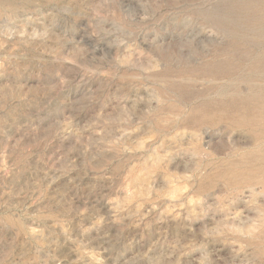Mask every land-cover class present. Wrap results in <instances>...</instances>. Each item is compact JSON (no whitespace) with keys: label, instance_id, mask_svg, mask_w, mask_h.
<instances>
[{"label":"rangeland","instance_id":"obj_1","mask_svg":"<svg viewBox=\"0 0 264 264\" xmlns=\"http://www.w3.org/2000/svg\"><path fill=\"white\" fill-rule=\"evenodd\" d=\"M258 45L264 0H0V264H264V128L204 109Z\"/></svg>","mask_w":264,"mask_h":264},{"label":"bare ground","instance_id":"obj_2","mask_svg":"<svg viewBox=\"0 0 264 264\" xmlns=\"http://www.w3.org/2000/svg\"><path fill=\"white\" fill-rule=\"evenodd\" d=\"M238 65L242 70H227L228 84L219 92L216 104L206 103L204 109L211 113L209 108H216L221 121L264 128V45L244 51ZM242 83L247 85L246 90L241 89ZM261 133L264 138V131ZM258 155L264 157V143Z\"/></svg>","mask_w":264,"mask_h":264}]
</instances>
